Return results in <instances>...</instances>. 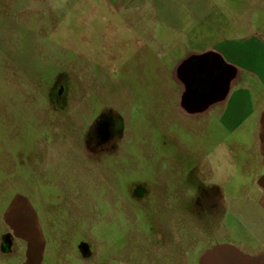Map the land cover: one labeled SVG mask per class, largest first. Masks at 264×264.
Segmentation results:
<instances>
[{"label":"rangeland","instance_id":"374dc122","mask_svg":"<svg viewBox=\"0 0 264 264\" xmlns=\"http://www.w3.org/2000/svg\"><path fill=\"white\" fill-rule=\"evenodd\" d=\"M214 1L221 16L238 10L225 8L232 0ZM243 1L236 5L244 12ZM160 6L0 0V264H264V250L248 258L233 243L247 240L230 215L234 232L213 239L221 199L209 204L212 216L190 186L171 204L182 257L138 246L156 213L144 207L155 187L196 163V138L185 132L226 92L194 72L199 57L178 64L175 36L155 20ZM254 27L264 34V25ZM115 122L123 137L109 142ZM21 225L39 233L42 250L27 252Z\"/></svg>","mask_w":264,"mask_h":264},{"label":"crops","instance_id":"0c3cea01","mask_svg":"<svg viewBox=\"0 0 264 264\" xmlns=\"http://www.w3.org/2000/svg\"><path fill=\"white\" fill-rule=\"evenodd\" d=\"M236 2L241 0L228 1L225 8L237 11L221 16L214 0H162L158 8L162 19L155 16V20L175 36L178 43L172 49H180L183 58L178 64L199 57L194 72L210 75V89L226 91L196 118L200 121L195 129L185 133L196 138L194 153L202 181L215 188L222 202L223 209L210 223L213 239L234 232L235 226L225 219L230 215L247 240L233 243L250 258L264 250V34L254 29L256 24L264 25V0H244V12ZM223 24L230 27L225 29ZM225 75L226 82L221 80ZM247 137L255 143L244 142ZM18 232L27 252L37 246L42 250L43 240L36 230L21 225ZM22 262L39 264L31 258ZM95 264L104 261L97 259Z\"/></svg>","mask_w":264,"mask_h":264},{"label":"flooded vegetation","instance_id":"af4514ba","mask_svg":"<svg viewBox=\"0 0 264 264\" xmlns=\"http://www.w3.org/2000/svg\"><path fill=\"white\" fill-rule=\"evenodd\" d=\"M62 88H64L62 86ZM63 90V89H61ZM58 101V99H57ZM121 118V117H120ZM117 117L118 119H120ZM122 120V118L120 119ZM114 122V121H113ZM114 129L110 131V136L107 141L111 142L113 140V137H117L116 141H119L118 139H122L123 132L120 130L121 128L117 129V122L114 123ZM113 126V124H111ZM120 130V131H119ZM110 138V139H109ZM112 145V144H110ZM111 149L113 148L110 146ZM117 145V150H118ZM187 164V165H186ZM185 166L181 167L183 176H179L178 180H175L172 184H170V176L168 178L166 177L162 181L161 188L155 187L156 192L154 193L155 198L150 199L149 204H145V209L148 208V211L156 212L152 220L149 224V229L144 230V232L149 231L148 233H144L143 236L141 233L139 234L138 240V246L144 245L145 243H150L152 246L156 248H160L166 252H171L173 255V258L178 259L182 252L181 242L178 239L176 231H178V224L175 222V220L172 217V202L174 199H177V195L182 192L185 187L186 189H192V193L194 192V195L196 200L201 204L205 203L207 206L206 210L209 212H212L210 215H213L215 208L212 205H209L211 203L216 204L218 203V196L216 194L215 188L209 185L203 184V181L200 177L199 170L196 163L187 162ZM173 186V188H172ZM194 199V198H193ZM143 200V199H142ZM146 202V201H145ZM155 202V204H153ZM147 203V202H146ZM161 203V204H160ZM147 205V206H146ZM154 205V210L153 206ZM160 205V206H159ZM152 209V210H151ZM10 236H1V240L6 245L9 244ZM81 247H85L86 245L82 243L79 244ZM227 253H232V251L228 250L227 248H222V250L219 251V254L225 255ZM182 257V256H181ZM89 258V257H87ZM120 264H123L120 262Z\"/></svg>","mask_w":264,"mask_h":264}]
</instances>
